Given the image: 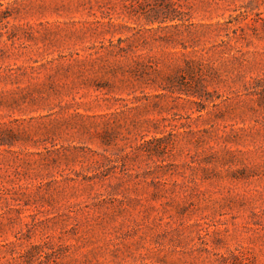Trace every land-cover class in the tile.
Here are the masks:
<instances>
[{"label": "rangeland", "instance_id": "1", "mask_svg": "<svg viewBox=\"0 0 264 264\" xmlns=\"http://www.w3.org/2000/svg\"><path fill=\"white\" fill-rule=\"evenodd\" d=\"M174 1L0 0V264H264V0Z\"/></svg>", "mask_w": 264, "mask_h": 264}, {"label": "trees", "instance_id": "2", "mask_svg": "<svg viewBox=\"0 0 264 264\" xmlns=\"http://www.w3.org/2000/svg\"><path fill=\"white\" fill-rule=\"evenodd\" d=\"M131 7L137 6L140 8L139 11H136L138 15L145 16L147 18H150L151 16L155 15V18L152 21L157 20V15H164L163 22L170 21H181V19L178 17L180 14L181 5L178 3V1L174 0H163L165 2V5L158 6L156 3L158 0H128ZM149 7V10H145L143 7ZM161 7L160 9H158ZM158 17V16H157ZM162 22V21H161ZM151 23V22H150ZM170 27H178V25H173ZM119 44H121L123 41L118 40ZM119 50H122L121 47H119Z\"/></svg>", "mask_w": 264, "mask_h": 264}]
</instances>
